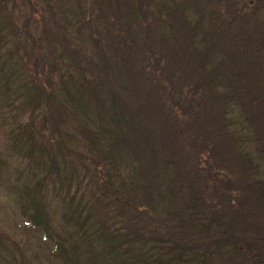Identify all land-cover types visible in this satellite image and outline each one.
<instances>
[{
    "label": "trees",
    "instance_id": "obj_1",
    "mask_svg": "<svg viewBox=\"0 0 264 264\" xmlns=\"http://www.w3.org/2000/svg\"><path fill=\"white\" fill-rule=\"evenodd\" d=\"M238 1L0 0L18 161L0 150V176L42 264H260L238 216L242 192L264 214V170L229 124L264 93L263 73L238 80L262 62L264 0ZM11 248L0 238L3 264Z\"/></svg>",
    "mask_w": 264,
    "mask_h": 264
},
{
    "label": "rangeland",
    "instance_id": "obj_2",
    "mask_svg": "<svg viewBox=\"0 0 264 264\" xmlns=\"http://www.w3.org/2000/svg\"><path fill=\"white\" fill-rule=\"evenodd\" d=\"M240 6L243 9L248 10L253 5L251 3L246 2L245 0L238 1ZM264 4V3H263ZM260 10H258L260 17L264 20V5H261ZM264 28V27H263ZM261 35L264 36V30H262ZM261 61L260 63L254 64L249 68H244V66H240L242 71L250 70L245 78L241 76L238 77V80H243L248 84L251 83V74L250 73H263L259 75V81L264 79V43L263 48H261ZM251 70H254L251 71ZM249 75V76H248ZM237 80V79H236ZM264 82V81H263ZM264 90V89H262ZM242 107L236 109L235 113L231 116L229 128L233 129V131L237 133L240 138V145L242 149L247 150L250 155L254 158L256 162L260 164V166L264 170V93L259 94V96L249 95L248 89L247 93L244 95L241 100ZM21 117L20 119H22ZM3 135L0 130V150L2 151V155L5 159L8 157L7 148L4 147ZM227 150V148H226ZM9 168H14L18 164V161L14 157H9L8 159ZM228 168L232 171V176H237L236 168L233 164L227 163ZM262 170V171H263ZM13 181L12 176L7 177L5 173H1L0 176V238L6 243V245L15 243L18 247L17 249L11 248V252L15 253L16 262H23L25 264H42L43 250H45V246L39 240L40 234H35L34 232H26L21 228L23 226V220L18 214L16 210V206L13 201L15 199V194L7 188L8 184ZM240 188L235 189L238 191ZM10 191V192H9ZM239 193V192H238ZM234 197L237 196V192H233ZM243 201L239 203V219L244 223L246 227L247 234L251 237L252 244H255L260 247L262 250L261 259L258 263L264 264V237L261 232L264 231V214L259 212L255 205L252 206L250 204L249 198L246 196L244 192L239 193ZM245 196V197H243ZM236 203V202H235ZM51 206H53V202L50 201ZM234 204V202H233ZM252 208V210H251ZM237 218L238 213H235ZM255 226V228H250L249 222ZM254 253V252H253ZM263 261V262H262ZM0 264H3L0 260Z\"/></svg>",
    "mask_w": 264,
    "mask_h": 264
}]
</instances>
